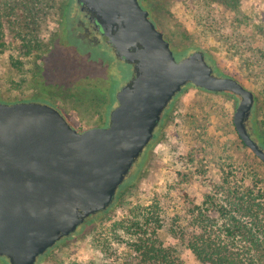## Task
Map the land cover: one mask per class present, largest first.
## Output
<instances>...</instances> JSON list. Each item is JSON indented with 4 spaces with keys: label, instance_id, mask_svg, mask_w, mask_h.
Listing matches in <instances>:
<instances>
[{
    "label": "rangeland",
    "instance_id": "rangeland-1",
    "mask_svg": "<svg viewBox=\"0 0 264 264\" xmlns=\"http://www.w3.org/2000/svg\"><path fill=\"white\" fill-rule=\"evenodd\" d=\"M141 2L177 54L202 51L220 75L254 93L249 127L264 149V0ZM77 9V0H0V102L51 104L73 128L84 131L107 126L117 104L109 107L113 84L115 95L125 83V67L105 45L95 53L61 36L62 19L71 20ZM53 66L57 73L50 71ZM238 102L231 93L192 86L172 101L138 159L140 168L130 171L128 188L95 216V223L50 249L42 264H124L132 239L118 230L136 207L151 205L160 210L164 246L174 250L181 264H202L185 245L194 232L195 208L229 186L225 178L230 185L264 191V163L242 144L233 124ZM210 216L222 221L216 212ZM0 264L9 263L0 257Z\"/></svg>",
    "mask_w": 264,
    "mask_h": 264
},
{
    "label": "water",
    "instance_id": "water-1",
    "mask_svg": "<svg viewBox=\"0 0 264 264\" xmlns=\"http://www.w3.org/2000/svg\"><path fill=\"white\" fill-rule=\"evenodd\" d=\"M77 3L132 74L115 93L104 127L78 131L50 105L0 102V257L9 264H36L112 205L185 86L237 96L235 130L264 163V149L249 127L252 91L216 75L200 50L176 59L139 0Z\"/></svg>",
    "mask_w": 264,
    "mask_h": 264
},
{
    "label": "trees",
    "instance_id": "trees-1",
    "mask_svg": "<svg viewBox=\"0 0 264 264\" xmlns=\"http://www.w3.org/2000/svg\"><path fill=\"white\" fill-rule=\"evenodd\" d=\"M92 51L97 52L96 49ZM173 52L178 58L190 54L179 55L175 51ZM205 58L208 64L213 67L215 74L220 75L216 63L213 60L211 62L206 55ZM119 62L125 67L123 80L126 82L129 79L127 73L129 75L132 74L131 66L123 61ZM114 84L109 104L110 108L114 103H117L114 95ZM189 87L191 85L185 86L173 101L186 93ZM167 109L164 113H167ZM164 113L163 115H165ZM163 115L153 139L157 135L156 132L161 125ZM242 144L244 143L242 142ZM145 153L146 149L140 158ZM139 160L134 164L133 168H140ZM128 177L120 186L115 197L116 199L128 188ZM225 182L229 186L220 187L218 191L216 190L215 195H207L202 206L195 208L197 213L193 215V222L191 224L194 232L186 239L185 245L202 264H264V191L256 186L241 187L234 184L230 185L231 181L229 178H225ZM211 212L218 213L222 221L211 217ZM101 213L90 217L80 228L95 223V216ZM132 214L133 216L128 220L126 226L124 228L120 227L118 230L125 231L132 239V242L128 244L130 251L127 257L129 259L124 264H181L175 256L174 250L171 247L164 246L159 238L163 227V220L158 206L136 207ZM118 231L116 232L117 234ZM110 233L112 235V231ZM115 237V239H118L120 235L115 234ZM49 251L41 256L36 264H42L49 255Z\"/></svg>",
    "mask_w": 264,
    "mask_h": 264
},
{
    "label": "flooded vegetation",
    "instance_id": "flooded-vegetation-1",
    "mask_svg": "<svg viewBox=\"0 0 264 264\" xmlns=\"http://www.w3.org/2000/svg\"><path fill=\"white\" fill-rule=\"evenodd\" d=\"M139 3L142 6V8L145 9V6L141 2V0H139ZM148 13H149V18H151V15H150L149 11H148ZM151 21L153 22V20H151ZM154 25L156 26V28L159 31H161L163 33L164 38L170 43V46L172 48L173 45L167 39L165 33L159 27H157V25L155 23H154ZM60 33H61V36H63V35L69 36L70 37L69 39H71V40H68V41L71 44H72L73 39H74V40H77L78 42H81L84 47L85 46H87V47L89 46V48L91 47L92 49H95L97 47L99 48L101 45H105V47L107 49H109V51L112 52V54L114 55V57L117 60L122 61L121 59L116 57V55L114 53V50L112 49L111 45L108 43L107 38L103 35L101 29H99L97 24H95L94 21H92L89 18V15L86 12H84V11H82L80 9V5L79 4H78V9H77L75 15L71 17V20H69L68 17H66L65 19H62ZM60 42H63V38L62 37L60 38ZM172 50H173V48H172ZM194 51H196V50L195 49H191V53L194 52ZM50 71L52 73H57L58 72L56 66L51 67ZM131 72H132V67H131ZM54 83H56V80H55ZM59 83H61V81H59ZM35 102H39V101H35ZM43 104H47V105H50V106L54 107L55 109H57L65 117V115L61 112V110L58 109L57 107H55V106H53L51 104H48V103H43Z\"/></svg>",
    "mask_w": 264,
    "mask_h": 264
}]
</instances>
